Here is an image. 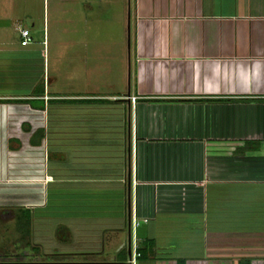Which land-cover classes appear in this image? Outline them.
<instances>
[{
	"label": "crops",
	"instance_id": "0c3cea01",
	"mask_svg": "<svg viewBox=\"0 0 264 264\" xmlns=\"http://www.w3.org/2000/svg\"><path fill=\"white\" fill-rule=\"evenodd\" d=\"M1 4L0 202L31 214L58 190L59 226L96 235L84 264H264V0H85L121 29L95 90L72 84L92 53L61 89Z\"/></svg>",
	"mask_w": 264,
	"mask_h": 264
},
{
	"label": "rangeland",
	"instance_id": "374dc122",
	"mask_svg": "<svg viewBox=\"0 0 264 264\" xmlns=\"http://www.w3.org/2000/svg\"><path fill=\"white\" fill-rule=\"evenodd\" d=\"M84 1L0 0L1 5H6V13L9 14V18L6 17L2 22L6 28L4 39L13 47H19L17 28L29 30L34 49L40 51L45 48L48 51L46 65L50 76L59 69V85L63 90L70 83L66 69L68 57L75 49L81 50L82 54L86 50L92 56L88 55V63L76 59L79 69L83 71L86 68L87 72L77 74V80H72V84L84 83L95 90L112 82L118 74L116 54H119L117 48L120 45L117 42L121 29L116 23L117 18L110 20L108 17L99 23L97 18L89 16ZM109 1L118 3L120 0ZM1 12L4 13L3 10ZM124 35L127 44V29ZM12 124L13 128L17 125L15 122ZM28 182L36 183L32 179H28ZM12 183L17 185L22 182L15 179ZM10 188L15 191L13 193L19 190L17 186ZM58 196L62 198L58 190L49 187L48 207L31 212L29 225L23 212L15 209L31 202H0V264H84L88 260L81 254L89 245L88 238L92 236L91 240H94L96 235L77 233L73 227H68V232L65 227L59 226L69 221L56 211ZM7 207L14 210H1Z\"/></svg>",
	"mask_w": 264,
	"mask_h": 264
},
{
	"label": "built area",
	"instance_id": "2783aa9c",
	"mask_svg": "<svg viewBox=\"0 0 264 264\" xmlns=\"http://www.w3.org/2000/svg\"><path fill=\"white\" fill-rule=\"evenodd\" d=\"M18 31L21 36L20 45L22 47H27L33 43L29 30L19 27ZM43 45L45 46V41H43ZM44 55H45V48H44ZM131 102L134 103L135 98H131ZM143 222L146 223L147 220H143ZM131 225L133 229H136L139 226V221L135 217H133L131 221Z\"/></svg>",
	"mask_w": 264,
	"mask_h": 264
},
{
	"label": "trees",
	"instance_id": "16d2710c",
	"mask_svg": "<svg viewBox=\"0 0 264 264\" xmlns=\"http://www.w3.org/2000/svg\"><path fill=\"white\" fill-rule=\"evenodd\" d=\"M23 212L24 216L26 217V220H27V225H29V222H30V214L29 212H26V211H21Z\"/></svg>",
	"mask_w": 264,
	"mask_h": 264
}]
</instances>
